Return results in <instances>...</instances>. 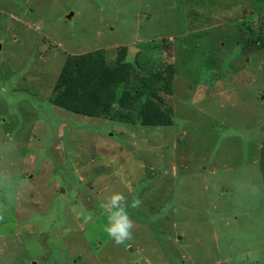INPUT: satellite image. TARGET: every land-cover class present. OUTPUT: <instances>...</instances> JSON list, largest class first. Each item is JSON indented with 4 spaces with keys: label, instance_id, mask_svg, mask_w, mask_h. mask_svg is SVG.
I'll use <instances>...</instances> for the list:
<instances>
[{
    "label": "rangeland",
    "instance_id": "rangeland-1",
    "mask_svg": "<svg viewBox=\"0 0 264 264\" xmlns=\"http://www.w3.org/2000/svg\"><path fill=\"white\" fill-rule=\"evenodd\" d=\"M123 46L120 90L174 64L173 125L51 103L69 55ZM0 264H264V0H0Z\"/></svg>",
    "mask_w": 264,
    "mask_h": 264
},
{
    "label": "trees",
    "instance_id": "trees-1",
    "mask_svg": "<svg viewBox=\"0 0 264 264\" xmlns=\"http://www.w3.org/2000/svg\"><path fill=\"white\" fill-rule=\"evenodd\" d=\"M127 57V46L120 48L115 63L108 61L105 49L69 55L53 88L51 103L88 117L125 121L146 95L138 112L141 123L151 127L173 125L174 109L164 94L174 93V64H165L163 71L142 76L136 91L127 87L120 90L130 84L135 70ZM116 104L127 112L112 113Z\"/></svg>",
    "mask_w": 264,
    "mask_h": 264
},
{
    "label": "clouds",
    "instance_id": "clouds-1",
    "mask_svg": "<svg viewBox=\"0 0 264 264\" xmlns=\"http://www.w3.org/2000/svg\"><path fill=\"white\" fill-rule=\"evenodd\" d=\"M140 201L133 200L132 207H139ZM101 207L108 214L109 226L105 231L113 237L117 244L123 243L131 237L133 221L130 218L127 208V198L119 192L113 193L107 200L102 202Z\"/></svg>",
    "mask_w": 264,
    "mask_h": 264
}]
</instances>
